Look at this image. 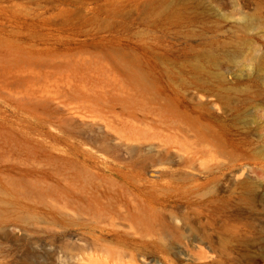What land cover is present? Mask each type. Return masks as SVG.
<instances>
[{
  "label": "rangeland",
  "instance_id": "rangeland-1",
  "mask_svg": "<svg viewBox=\"0 0 264 264\" xmlns=\"http://www.w3.org/2000/svg\"><path fill=\"white\" fill-rule=\"evenodd\" d=\"M0 264H264V0H0Z\"/></svg>",
  "mask_w": 264,
  "mask_h": 264
}]
</instances>
